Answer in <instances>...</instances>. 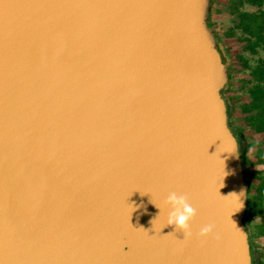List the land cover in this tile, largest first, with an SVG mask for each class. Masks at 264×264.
<instances>
[{"label": "water", "instance_id": "water-1", "mask_svg": "<svg viewBox=\"0 0 264 264\" xmlns=\"http://www.w3.org/2000/svg\"><path fill=\"white\" fill-rule=\"evenodd\" d=\"M207 7L0 0V264H253Z\"/></svg>", "mask_w": 264, "mask_h": 264}, {"label": "crops", "instance_id": "crops-1", "mask_svg": "<svg viewBox=\"0 0 264 264\" xmlns=\"http://www.w3.org/2000/svg\"><path fill=\"white\" fill-rule=\"evenodd\" d=\"M206 24L227 68L228 122L239 141L246 180L244 222L253 258L264 264V126L254 112L255 95L264 92V75L258 72L264 68V0H208Z\"/></svg>", "mask_w": 264, "mask_h": 264}, {"label": "clouds", "instance_id": "clouds-1", "mask_svg": "<svg viewBox=\"0 0 264 264\" xmlns=\"http://www.w3.org/2000/svg\"><path fill=\"white\" fill-rule=\"evenodd\" d=\"M164 204L170 206V211H168L167 213V222L164 225V227L166 225H172L176 230L183 231L185 236H190L191 235L190 222L196 216L197 209L193 207V205L189 202L188 196L185 194H178L177 192L173 191L167 195ZM156 207L158 206L156 205ZM158 208L160 209L161 212V208L160 207ZM213 229H214L213 224H207L200 229L199 235L207 236L209 233L213 232Z\"/></svg>", "mask_w": 264, "mask_h": 264}, {"label": "trees", "instance_id": "trees-1", "mask_svg": "<svg viewBox=\"0 0 264 264\" xmlns=\"http://www.w3.org/2000/svg\"><path fill=\"white\" fill-rule=\"evenodd\" d=\"M259 74L264 75V68H261L258 70ZM262 97L261 99L259 97ZM255 101H257V104L254 105L255 107V114H258L260 116L258 125L264 126V92H257L255 95ZM252 112V109L250 110ZM250 111H247L246 114L248 117H252L253 114L250 113ZM253 113V112H252ZM251 119V118H250Z\"/></svg>", "mask_w": 264, "mask_h": 264}, {"label": "rangeland", "instance_id": "rangeland-1", "mask_svg": "<svg viewBox=\"0 0 264 264\" xmlns=\"http://www.w3.org/2000/svg\"><path fill=\"white\" fill-rule=\"evenodd\" d=\"M224 92H225L226 96L228 97V100L231 102V100H230V94L228 93V91L225 89Z\"/></svg>", "mask_w": 264, "mask_h": 264}, {"label": "flooded vegetation", "instance_id": "flooded-vegetation-1", "mask_svg": "<svg viewBox=\"0 0 264 264\" xmlns=\"http://www.w3.org/2000/svg\"><path fill=\"white\" fill-rule=\"evenodd\" d=\"M252 260H253V261H252V262H253V264H256V262H255L254 258H253Z\"/></svg>", "mask_w": 264, "mask_h": 264}]
</instances>
